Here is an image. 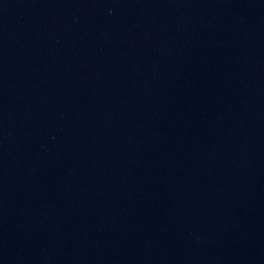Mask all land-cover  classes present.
<instances>
[{
	"label": "water",
	"instance_id": "obj_1",
	"mask_svg": "<svg viewBox=\"0 0 264 264\" xmlns=\"http://www.w3.org/2000/svg\"><path fill=\"white\" fill-rule=\"evenodd\" d=\"M0 264H264V118L0 6Z\"/></svg>",
	"mask_w": 264,
	"mask_h": 264
}]
</instances>
